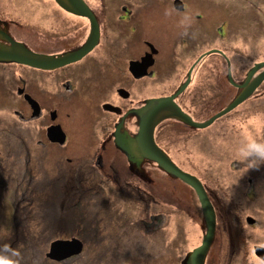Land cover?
I'll return each mask as SVG.
<instances>
[{
  "label": "rangeland",
  "instance_id": "rangeland-1",
  "mask_svg": "<svg viewBox=\"0 0 264 264\" xmlns=\"http://www.w3.org/2000/svg\"><path fill=\"white\" fill-rule=\"evenodd\" d=\"M85 1L99 25H137L140 19L141 25H161L176 41L177 31L190 25L196 13L194 23L211 30L210 46L227 55L234 78L239 79L255 62L264 60V0H183L185 9H195L189 15L177 12L175 9L181 7L177 1L175 8L173 0ZM125 13L131 14L128 20ZM0 16L8 25H89L85 17L65 12L55 0H0ZM218 28L224 37L216 35ZM177 43L173 62L178 68L183 64L185 70L198 54L186 57L181 42ZM204 63H200L201 76ZM211 69L224 73L225 62L212 56ZM170 78H164L165 90L172 88ZM4 81V98L0 97V264H180L185 253L200 244L205 223L192 187L149 161L143 165L145 173L125 170L107 177L105 173L93 174L89 161L96 158L89 157L80 144L74 148L77 152L66 154L68 157L61 151L53 157L41 145L36 148V128L19 124L11 110L14 79ZM88 89L89 85L85 92ZM222 94L211 93L207 114L192 106L190 94L180 102L194 117L206 120L237 92ZM81 107L77 106V121L75 109L72 111L73 125L86 132L93 131L94 125L97 135L105 118L97 115L95 121L83 120ZM95 112L94 107L91 115ZM261 114L264 83L252 97L202 130L171 120L155 128L157 142L179 167L199 178L213 205L216 227L205 264H264V257L256 251L257 246L264 248ZM85 136L89 137L86 134L79 139ZM27 188L31 189L24 191ZM25 194L36 199L35 206L31 204L34 212L27 215L21 201ZM73 205L77 213H72ZM13 206L18 207L15 215ZM13 216L17 223L24 217L26 232L38 237L34 243L37 253L28 252L30 243L11 254L6 252L15 243H11L8 228ZM72 237L82 242L81 253L59 261L46 257L49 241Z\"/></svg>",
  "mask_w": 264,
  "mask_h": 264
},
{
  "label": "flooded vegetation",
  "instance_id": "flooded-vegetation-1",
  "mask_svg": "<svg viewBox=\"0 0 264 264\" xmlns=\"http://www.w3.org/2000/svg\"><path fill=\"white\" fill-rule=\"evenodd\" d=\"M177 1L173 0L174 7ZM180 1L183 3V0ZM175 10L186 11L189 15L195 9H185V5H182L180 10ZM195 15L190 25H182L177 31V41L173 36H168L161 25H141L139 19L137 25H98V37L93 47L79 59L59 67H17L16 63L0 62V97L4 98L1 94L4 80L13 78L15 103L11 107L12 113L19 124L28 123L33 129L36 128L37 146H34H43L42 149L49 155L54 157L57 151L64 155L69 151L77 152L74 148L80 144L86 148L85 153H90L89 157L96 158L89 161L93 174L105 173L108 177L117 171L124 173L125 170L128 173H143V165L147 160L140 155L133 138L139 127L135 111L144 107L148 99L171 95L187 81L185 88L174 99L193 120L203 121L186 110L184 104L181 105L180 100L184 96L190 94L192 106L206 110L207 114L213 91L225 95L241 90L228 79L227 61L230 64V60L227 55L224 52L207 53L211 49V30L206 25L194 23ZM130 17V13L124 14L125 20ZM5 21L0 16V29L12 39L22 42L35 52L49 55L79 49L86 43L91 32V25H8ZM216 31V35L224 37L221 28ZM0 41L5 42L1 38ZM178 41L186 57L204 54L194 63L196 57L185 70L183 64L182 68H178V64L173 62V52L179 48L176 47ZM202 46L204 49L199 50ZM212 56H218L225 62L224 73L221 70L212 71ZM92 59L94 61L90 62ZM178 60L180 63L179 56ZM216 60L220 61L219 58ZM201 61H205L202 76L199 70ZM230 74L235 83L244 80L245 75L242 74L239 79L233 77L231 65ZM165 77H172L169 80L171 90L164 89ZM87 85L89 89L85 92ZM25 94L29 95V100ZM100 95L102 97L98 100ZM78 105L83 108V120L95 121L97 115L105 118L101 123L102 131L97 129V135L94 125L93 131L87 132L78 128V124L73 125L70 118L75 109L77 121ZM94 107L96 112L91 115ZM155 131L154 140L163 149L155 138ZM86 134L88 138L85 136L79 139ZM123 158L125 164L122 163Z\"/></svg>",
  "mask_w": 264,
  "mask_h": 264
},
{
  "label": "water",
  "instance_id": "water-1",
  "mask_svg": "<svg viewBox=\"0 0 264 264\" xmlns=\"http://www.w3.org/2000/svg\"><path fill=\"white\" fill-rule=\"evenodd\" d=\"M56 3L69 13L83 16L88 19L89 25H91V32L88 36L86 43L77 50L65 52L58 55H49L46 53L35 52L26 47L22 42L12 39L3 30L0 29V38L5 42L0 41V62H15L32 67L47 69L55 68L67 63L73 62L83 56L89 51L95 44L98 37V21L84 0H55ZM216 52L223 53L221 50L213 48L207 53ZM204 54L198 56L194 63L200 60ZM228 63V78L230 82L241 88L238 94L228 103L224 108L217 111L211 117L205 121H195L181 107L173 101L174 97L182 91L187 81L182 84L175 93L169 96H161L157 98H150L147 104L136 113L142 121L139 122V130L135 136V143L138 147L139 153L142 157H145L155 163L165 171L167 174L181 180L185 184L194 189L201 208V213L205 223V232L202 236L201 242L198 246L185 253L180 264H204L205 257L212 242L215 231V212L213 205L206 194L199 178L187 171L182 170L171 158L156 144L153 133L156 125L166 118H178L190 125L196 127H206L211 124L218 117L226 114L230 110L234 109L238 104L247 99L252 92L261 84L264 80V60L255 62L253 66L248 70L246 77L242 83H235L231 79L230 64ZM193 66V65H192ZM259 73L255 74L256 71ZM190 73V68L189 71ZM26 99H30L28 95H25ZM252 221L251 219H249ZM82 242L76 237L72 238H58L50 242L49 249L46 253V257L51 260H63L71 256L77 255L82 251ZM257 253L264 257V248L257 246ZM261 252V253H260ZM257 254V255H258Z\"/></svg>",
  "mask_w": 264,
  "mask_h": 264
},
{
  "label": "trees",
  "instance_id": "trees-1",
  "mask_svg": "<svg viewBox=\"0 0 264 264\" xmlns=\"http://www.w3.org/2000/svg\"><path fill=\"white\" fill-rule=\"evenodd\" d=\"M264 83V81L260 84V85H262ZM258 89V88H257ZM257 89H256V91H257ZM263 95V94H262ZM80 179V178H79ZM28 186H31V188H32V185L29 183L28 184ZM22 188H23V186H22ZM31 188H27V189H24V191L25 190H30ZM131 188V187H130ZM125 190H127V189H125ZM24 197H23V199L21 200L22 201V203L24 204V208H23V211H24V213H25V215H27V214H30L31 212L33 213L34 212V210H33V208H32V205L31 204H33V201H35L36 199H34V198H32V197H30V196H26V194L25 195H23ZM41 201H42V199H40ZM40 200H38L39 202H40ZM35 204H36V202L33 204L34 206H35ZM47 203H45L44 205H46ZM73 207H75L74 205L72 206V207H70V209H72ZM17 208L18 207H16V206H13V213H14V215H15V212H16V210H17ZM36 208V207H35ZM45 208H47V207H45ZM74 212H76L77 213V211H74L73 209H72V213H74ZM23 219H24V217H22L21 219H19V221H22L21 223H17L16 222V220H15V218H14V216L12 217V223H11V221H10V225L8 226V228H10V238L12 239V242L11 243H13V242H15L13 245H9V244H7V246L9 245V247L7 248V250H6V252H8V254L10 253L11 254V252H14V251H16V250H19L21 247H23V246H30L31 245V247H32V249L30 250V251H28V252H33V250H34V252L35 253H37L36 252V250H35V242H36V240H38L37 238V236L35 235V234H30V233H28V232H26V229L28 228V226H24V221H25V219H24V221H23ZM3 221V218H1L0 219V222H2ZM6 229V228H5ZM18 231H20V232H18ZM23 235V236H20V235ZM44 235V234H43ZM23 237V239L24 240H22L21 238ZM95 238V237H94ZM49 240V239H48ZM29 243H30V245H29ZM21 246V247H20ZM42 252V251H41ZM41 252L40 253H38V254H41ZM72 257V256H71ZM9 261H11L10 260V257H9V259H8Z\"/></svg>",
  "mask_w": 264,
  "mask_h": 264
},
{
  "label": "bare ground",
  "instance_id": "bare-ground-1",
  "mask_svg": "<svg viewBox=\"0 0 264 264\" xmlns=\"http://www.w3.org/2000/svg\"><path fill=\"white\" fill-rule=\"evenodd\" d=\"M88 52V51H87ZM86 52V53H87ZM166 96H169V94L168 95H166ZM176 97V96H175ZM174 97V98H175ZM173 101L175 102V103H177L176 102V100L175 99H173ZM137 110H139V109H137ZM136 110V111H137ZM135 111V112H136ZM137 113H138V111H137ZM216 113V112H215ZM214 113V114H215ZM143 114V113H142ZM142 114H141V116H142ZM262 115V117L259 119V121L262 123L261 125L262 126H264V115L263 114H261ZM137 116H138V114H137ZM141 116L139 117L138 116V118H139V122H141L142 121V119H141ZM212 116V115H211ZM167 119H171V121H173L174 123H177V124H182V125H184V126H186V127H189V128H191V129H194V130H202L203 128H205V127H196V126H193V125H190V124H188V123H186V122H184V121H182V120H180V119H178V118H166V120ZM166 120H164V119H162L161 121H160V123H162V122H164V121H166ZM169 121V120H168ZM159 123V124H160ZM13 126H15V124L13 123ZM207 127V126H206ZM172 160V159H171ZM173 161V160H172ZM174 162V161H173ZM175 163V162H174ZM181 168V167H180ZM182 169V168H181ZM183 170V169H182ZM185 171V170H184ZM146 171H143V173H145ZM190 173V172H189ZM18 190H19V188H18ZM215 212V211H214ZM49 242H51V241H49ZM49 245H50V243H49ZM48 249H49V246H48Z\"/></svg>",
  "mask_w": 264,
  "mask_h": 264
},
{
  "label": "clouds",
  "instance_id": "clouds-1",
  "mask_svg": "<svg viewBox=\"0 0 264 264\" xmlns=\"http://www.w3.org/2000/svg\"><path fill=\"white\" fill-rule=\"evenodd\" d=\"M244 101H245V100H244ZM244 101H243V102H244ZM241 103H242V102H241ZM241 103H240V104H241ZM238 105H239V104H238ZM238 105H237V106H238Z\"/></svg>",
  "mask_w": 264,
  "mask_h": 264
}]
</instances>
